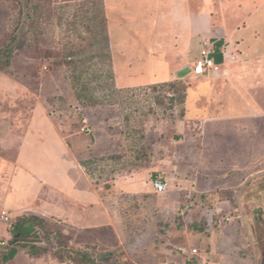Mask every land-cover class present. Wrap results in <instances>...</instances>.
Returning <instances> with one entry per match:
<instances>
[{
    "label": "rangeland",
    "instance_id": "obj_1",
    "mask_svg": "<svg viewBox=\"0 0 264 264\" xmlns=\"http://www.w3.org/2000/svg\"><path fill=\"white\" fill-rule=\"evenodd\" d=\"M232 1L205 0L211 29L227 27L206 38L227 39L239 67H220L213 97L189 91L180 117L167 108L171 90L117 86L101 0H0V46L15 37L11 63L0 65V241L15 217L1 218L5 163L38 103L65 133L94 124L109 152L86 169L108 191L117 231L86 247L89 264H264V129L248 134L244 123L264 115V2ZM179 79L206 86L191 73ZM156 171L169 178L164 193L152 188Z\"/></svg>",
    "mask_w": 264,
    "mask_h": 264
},
{
    "label": "crops",
    "instance_id": "obj_2",
    "mask_svg": "<svg viewBox=\"0 0 264 264\" xmlns=\"http://www.w3.org/2000/svg\"><path fill=\"white\" fill-rule=\"evenodd\" d=\"M101 1L106 18L109 60L118 87L150 85L181 78L177 73L189 67L193 49H197L198 58L203 39L222 41V60L218 62L223 67L221 71L235 74L232 67H239L237 56L227 53V39L206 38L208 33L217 36L220 30L226 34L227 27L211 29V20L205 15V0ZM238 1L233 0L232 3L236 6ZM240 2L252 8L255 0ZM258 2L261 4L264 0ZM219 70L196 76L206 86L192 89L188 86L185 104L189 91L199 100L205 93L213 97L218 88L213 78L220 74ZM244 106L251 107L246 103ZM42 110L37 103L21 135L15 138V156L5 163L8 180L2 210L15 216L30 214L43 218L52 229L67 237L74 249L99 247L104 234L117 231L116 210L113 202L109 203L108 191L93 181L86 167L89 160L104 158L109 152L102 145V136L92 122H89L92 124L89 132L82 130L87 127L84 125L79 131L65 133L61 125ZM244 120L248 134H252V124H259L260 129H264L262 114H247ZM124 186L133 194L141 188L132 181ZM5 264L74 263L60 261L51 251L31 256L20 250Z\"/></svg>",
    "mask_w": 264,
    "mask_h": 264
},
{
    "label": "trees",
    "instance_id": "obj_3",
    "mask_svg": "<svg viewBox=\"0 0 264 264\" xmlns=\"http://www.w3.org/2000/svg\"><path fill=\"white\" fill-rule=\"evenodd\" d=\"M101 31L107 36L104 13ZM8 38V41L0 46V65L8 66L11 63V42L15 37L9 34ZM221 45V40L214 42L213 57L217 63H220L222 60ZM106 56L110 57L109 54ZM180 80L159 82L150 84L149 86L152 90H171L174 95L168 98L169 105L167 108L172 109L175 106H179L178 115L182 117L184 115L183 104L185 103L187 85ZM158 103H163L162 97L158 100ZM8 234L9 238L4 243L6 245L5 249L0 255V264H5L12 260L20 250H25L31 256H39L51 251L60 261H68L74 264H89L93 262V259H91L86 250L70 247L68 240H66V237L59 230L52 229L43 218L36 215L22 214L15 216L9 223ZM60 239H63L64 242L62 243ZM50 244L53 247H45Z\"/></svg>",
    "mask_w": 264,
    "mask_h": 264
},
{
    "label": "built area",
    "instance_id": "obj_4",
    "mask_svg": "<svg viewBox=\"0 0 264 264\" xmlns=\"http://www.w3.org/2000/svg\"><path fill=\"white\" fill-rule=\"evenodd\" d=\"M213 53L214 42L210 39H203L202 46L199 51V56L193 63V66L191 67L189 73L193 74L194 76H199L208 71H218L220 65L215 62ZM151 184L155 192L162 193L168 190L169 178L164 173L156 171L152 177ZM1 218L6 223L10 221V218L5 210L2 211ZM0 244L3 245L4 242L0 241Z\"/></svg>",
    "mask_w": 264,
    "mask_h": 264
},
{
    "label": "water",
    "instance_id": "obj_5",
    "mask_svg": "<svg viewBox=\"0 0 264 264\" xmlns=\"http://www.w3.org/2000/svg\"><path fill=\"white\" fill-rule=\"evenodd\" d=\"M190 72V68L189 67H185L183 69H181L178 73H177V76L178 77H183L185 76L186 74H188Z\"/></svg>",
    "mask_w": 264,
    "mask_h": 264
}]
</instances>
